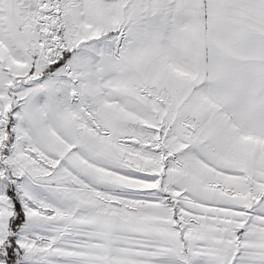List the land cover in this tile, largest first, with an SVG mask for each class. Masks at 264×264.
<instances>
[{"label":"snow or ice","instance_id":"obj_1","mask_svg":"<svg viewBox=\"0 0 264 264\" xmlns=\"http://www.w3.org/2000/svg\"><path fill=\"white\" fill-rule=\"evenodd\" d=\"M0 264H264V0H0Z\"/></svg>","mask_w":264,"mask_h":264}]
</instances>
